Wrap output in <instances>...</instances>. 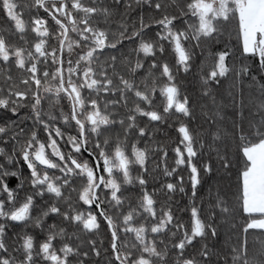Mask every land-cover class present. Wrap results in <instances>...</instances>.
Wrapping results in <instances>:
<instances>
[{"label": "snow or ice", "instance_id": "snow-or-ice-1", "mask_svg": "<svg viewBox=\"0 0 264 264\" xmlns=\"http://www.w3.org/2000/svg\"><path fill=\"white\" fill-rule=\"evenodd\" d=\"M0 264H264V0H0Z\"/></svg>", "mask_w": 264, "mask_h": 264}]
</instances>
